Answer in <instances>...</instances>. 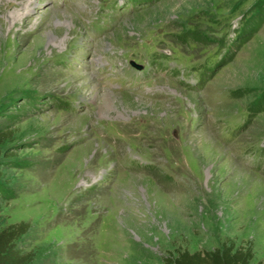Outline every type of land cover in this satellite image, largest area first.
<instances>
[{"label":"rangeland","instance_id":"374dc122","mask_svg":"<svg viewBox=\"0 0 264 264\" xmlns=\"http://www.w3.org/2000/svg\"><path fill=\"white\" fill-rule=\"evenodd\" d=\"M114 1L0 0V229L31 223V264L264 263V0ZM158 51L191 76L123 72Z\"/></svg>","mask_w":264,"mask_h":264},{"label":"trees","instance_id":"16d2710c","mask_svg":"<svg viewBox=\"0 0 264 264\" xmlns=\"http://www.w3.org/2000/svg\"><path fill=\"white\" fill-rule=\"evenodd\" d=\"M260 12H255L256 21L251 23L249 36L243 38L242 42L257 32L264 23V6L260 7ZM241 42V43H242ZM1 115V114H0ZM13 131L8 128L0 127V157L2 155V145L9 139ZM0 162V197L11 199L14 197V190L3 181V170ZM1 219V204H0ZM31 223L29 221H20L11 223L0 229V264H31L34 259L33 251H26L20 245V241L29 232ZM252 247L239 246L235 244L224 243L221 247L214 249H205L191 252L187 249L178 250L175 254L170 253L165 256L166 264H252ZM264 264V263H259Z\"/></svg>","mask_w":264,"mask_h":264},{"label":"bare ground","instance_id":"6f19581e","mask_svg":"<svg viewBox=\"0 0 264 264\" xmlns=\"http://www.w3.org/2000/svg\"><path fill=\"white\" fill-rule=\"evenodd\" d=\"M94 89V88H93ZM102 96V95H101ZM114 100L111 99L110 95L108 94H103V96L101 97V106L103 107L104 105H108V104H111V103H114L113 102ZM100 102V101H99ZM117 105V104H116ZM100 107V106H99ZM113 107V106H112ZM101 109V108H100ZM104 112V111H103ZM110 112V111H109ZM98 113V112H97ZM106 114V113H105ZM111 115V114H110Z\"/></svg>","mask_w":264,"mask_h":264}]
</instances>
